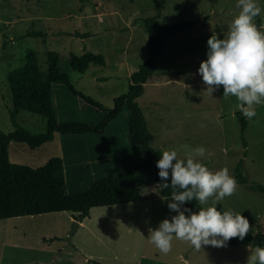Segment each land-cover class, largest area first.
Returning <instances> with one entry per match:
<instances>
[{
  "label": "rangeland",
  "instance_id": "obj_1",
  "mask_svg": "<svg viewBox=\"0 0 264 264\" xmlns=\"http://www.w3.org/2000/svg\"><path fill=\"white\" fill-rule=\"evenodd\" d=\"M256 2L262 13L254 22L259 20L264 32V0ZM239 11L238 0H165L160 22L202 23L196 22L166 38L156 58V70L144 82V91L137 102L152 134V147L175 150L179 158L204 147L206 152L201 162L213 172L227 168L232 176L238 161L243 160L241 171L247 183H237L236 192L216 204L241 213L256 233L264 232V192L250 187H264V104L253 105L256 116L246 118L243 147L235 117L239 110L236 97L225 99L222 86L211 95L205 91L198 73L200 62L207 58L208 38L213 32L222 38ZM154 14L150 0H0V132L15 130L8 113L11 97L5 75L22 65L28 48L36 50L42 67L46 51H57L59 68L68 74L73 85L111 108L114 98L127 91L130 73L145 60L147 36L142 19ZM33 31L44 32L45 42L26 35ZM71 52L102 54L105 64H90L86 72L91 79L99 78L97 83L88 80L79 86L76 79L81 73L70 67ZM68 96L67 103L73 112L61 109L63 114L59 119L99 123L100 110L77 96ZM60 103V106L64 104L62 100ZM127 116V108L123 107L102 135L55 133L52 142L35 149L10 142L9 160L39 167L51 157H60L65 191H85L102 177L143 163L141 148L127 140ZM16 123L32 133L46 129L42 116L25 111L18 113ZM137 178L140 201L91 208L81 224L68 211L0 219V264H124L136 226L151 214L169 209L170 197L163 198L168 200L166 203L155 195L151 169H140ZM213 200L210 197L205 207L211 206ZM209 246L195 250L199 258L193 257L190 264H215L216 260L217 264H246L248 247L211 246L216 255ZM185 247L182 241L180 247H172L163 259L151 258L153 264H167L169 259H174L177 249ZM182 254H189V247ZM140 258L133 261L139 263ZM173 261L172 264H178L179 260Z\"/></svg>",
  "mask_w": 264,
  "mask_h": 264
},
{
  "label": "trees",
  "instance_id": "obj_2",
  "mask_svg": "<svg viewBox=\"0 0 264 264\" xmlns=\"http://www.w3.org/2000/svg\"><path fill=\"white\" fill-rule=\"evenodd\" d=\"M155 14L142 19V26L146 32L145 60L136 71L130 73L127 91L113 100L111 108L104 107L100 102L76 90L67 73L59 68V54L55 50H47L45 64L42 67L36 50L28 48L25 51L24 62L19 67L8 71L5 75L11 97L8 109L10 121L15 130L8 133L0 132V219L11 217L32 216L52 212L68 211L74 215V220L82 222L89 216L94 207L111 206L140 201L142 199L138 184L137 173L140 169L149 168L152 171V181L155 195L171 197V188L161 189L159 169L156 161L162 151L150 145L152 134L147 126L143 112L137 102L144 91V82L156 70V58L163 49L166 38L176 31L190 28L196 22L183 21L164 24L159 21L164 9L165 0H150ZM258 30L263 32L260 21L255 20ZM27 36L41 38L46 35L42 31L27 32ZM70 67L79 73L85 72L90 64L104 65V57L99 53L84 52L80 55L69 53ZM60 84L70 93L79 97L90 106L102 112V119L98 124L81 120H61L55 108L53 85ZM127 108V140L130 145L139 146L143 153V163L120 171L116 175L102 177L85 191L67 193L65 191V173L63 161L60 157L49 158L42 166L30 167L12 163L8 156L10 142L24 143L30 149H35L44 143L51 142L55 133L63 135L102 134L106 127ZM37 114L45 119L46 129L41 133H32L16 123V116L20 112ZM239 124L242 146H246L244 132L247 120L240 110L235 112ZM246 152H243L245 156ZM243 160H239L234 168V178L239 184H246L242 173ZM171 175V173H170ZM168 183H171L169 176ZM264 192V187L256 185L250 187ZM185 207L192 211L199 210V203L195 200L187 202ZM222 213L226 211L222 205H215ZM256 235L248 233L244 240L232 238L227 242L230 246L255 247L264 246V232L257 231Z\"/></svg>",
  "mask_w": 264,
  "mask_h": 264
},
{
  "label": "clouds",
  "instance_id": "obj_3",
  "mask_svg": "<svg viewBox=\"0 0 264 264\" xmlns=\"http://www.w3.org/2000/svg\"><path fill=\"white\" fill-rule=\"evenodd\" d=\"M238 6L240 11L222 38L215 32L208 38L207 58L200 62L198 73L205 91L212 95L222 86L223 97H236L237 108L251 119L256 116L253 105L264 104V32L254 23L262 8L256 0H238ZM205 152L204 147H198L179 158L175 150L162 149L156 161L160 188L172 189L168 208L177 213L170 220L160 221L155 229L149 228L148 239L164 254L172 250L174 238L199 250L203 245L225 247L232 238L244 240L252 232L249 220L241 213H222L215 206L236 192L237 181L227 168L213 172L204 165L200 158ZM210 197L214 200L205 207ZM193 200L200 205L198 211L184 207ZM256 234L252 232L253 236ZM248 250L246 264H264V246Z\"/></svg>",
  "mask_w": 264,
  "mask_h": 264
},
{
  "label": "crops",
  "instance_id": "obj_4",
  "mask_svg": "<svg viewBox=\"0 0 264 264\" xmlns=\"http://www.w3.org/2000/svg\"><path fill=\"white\" fill-rule=\"evenodd\" d=\"M87 70L85 72L81 73L79 78L76 79V82L79 84L80 87L84 86V84H87L88 80H92V82H96V83L99 80V78L93 77V79H91L89 76H87L86 75ZM56 85H58V84L53 85V96H54V101H55V106H56V113H57L58 118H60L59 115L63 114L60 111L61 109H63L62 110L63 112L66 111L67 113L73 112V107L71 105L69 106V104L67 103V101L70 100V99H67L69 97L68 95H73V94L70 93V92H67L68 89L66 87L65 88L67 90L65 88H62V87H59V86H56ZM72 85H73V83H72ZM73 87L76 90H79L74 85H73ZM60 100H62L64 102V104L62 106L59 105V104H61ZM81 107H83V106H81ZM75 109H78V108L76 107ZM74 111H77V110H74ZM78 120H80V119H78ZM102 134H105V133L103 132ZM102 134H99V135H102ZM83 135H86V134H83ZM55 137H56V135L54 134V139H55ZM163 198H169V197H162L161 198V201H165L167 203L168 200H163ZM136 202H138V201H136ZM131 203H134V202H131ZM125 204H127V203H125ZM117 205H119V204H117ZM165 210L166 209H164V210H162L160 212H156V213L151 214L149 218L148 217L146 218L145 222L143 220L142 223H139L136 226V231L134 233V237H131V241H132L131 242L132 245L130 246L131 248L127 251V254L124 255V261H125L124 264H153V261H152L153 259H151V258H153V257L157 258L159 256V259H161V258L163 259L164 256H168L170 254V252L167 253V254L162 253L148 239L149 228L155 229L159 225L160 221H162L165 218H168L170 220L171 217L173 215H175L174 213H172V211L170 209H167L166 211ZM140 221H141V218H140ZM79 223L81 224V222H79ZM140 228H142V229L140 230ZM183 243L185 244L186 247L183 248V250L181 249L182 247L177 249L178 253H176L174 259H169L167 261V264H172L171 261H173V260H179L177 262L178 264H190V260L192 261V263L194 261L193 257H196V259L199 258L198 256H196L194 254L195 250H197V249H195L188 242L183 241ZM180 244H182V240H178V239H175V238L173 239L172 247L176 248V245H179V247H180ZM188 247H189V254H182V252L184 250H186ZM204 247H206V245L202 246V248H204ZM209 250L214 251V253H216V255H217V252L211 246H209ZM210 253H212V252H210ZM215 257H218V256H215ZM129 258H131V259H129ZM134 258H137L136 260H138V258H140L139 259L140 262L136 263L135 261H133ZM212 258H214V256H212ZM159 262H161V261H159ZM173 262H175V261H173ZM161 263L164 264L166 262H164V263L161 262ZM98 264H101V263H98ZM215 264H217V260L215 261Z\"/></svg>",
  "mask_w": 264,
  "mask_h": 264
},
{
  "label": "water",
  "instance_id": "obj_5",
  "mask_svg": "<svg viewBox=\"0 0 264 264\" xmlns=\"http://www.w3.org/2000/svg\"><path fill=\"white\" fill-rule=\"evenodd\" d=\"M77 224H78V223L76 222V223H75V228H76ZM73 230H74V229H73Z\"/></svg>",
  "mask_w": 264,
  "mask_h": 264
}]
</instances>
